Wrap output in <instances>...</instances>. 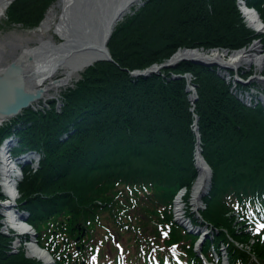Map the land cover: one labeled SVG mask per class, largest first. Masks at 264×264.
I'll return each instance as SVG.
<instances>
[{
  "label": "trees",
  "instance_id": "obj_1",
  "mask_svg": "<svg viewBox=\"0 0 264 264\" xmlns=\"http://www.w3.org/2000/svg\"><path fill=\"white\" fill-rule=\"evenodd\" d=\"M29 1L14 3L10 10L13 24L21 21L33 26L45 3L53 0L26 10L38 0ZM239 1L146 0L118 24L108 42L118 65L100 61L88 67L77 85L63 95L60 111L53 101L50 109H26L0 127V148L13 137V155L28 150L41 155L37 169L23 166L17 186L18 203L30 213L28 222L33 227L39 231L53 221L72 236L84 237L98 212L115 209L111 193L119 182H151L163 201L186 188L184 198L190 204L198 176L196 114L202 154L213 180L203 199L205 208L196 213L190 208L188 213L213 230L205 249L213 241L219 245L231 238L264 259V244L252 241L222 199L229 189L235 193L264 191V107L260 102L246 105L238 97L250 92L249 87L257 88L256 82L249 86L238 82L232 89V80L221 76L217 65L190 60L150 76L130 73L167 59L181 47L234 51L248 46L262 34L247 26ZM244 1L264 21V0ZM228 72L232 79L237 75ZM173 73L192 74L198 94L195 105L190 101L187 78H174ZM247 74L239 72L243 78ZM5 199L0 188V200ZM2 218L0 212V264H42L28 259L24 251H12L16 238L1 231ZM181 237L174 230L173 241ZM234 244L230 258L242 256L245 262L247 253Z\"/></svg>",
  "mask_w": 264,
  "mask_h": 264
},
{
  "label": "bare ground",
  "instance_id": "obj_2",
  "mask_svg": "<svg viewBox=\"0 0 264 264\" xmlns=\"http://www.w3.org/2000/svg\"><path fill=\"white\" fill-rule=\"evenodd\" d=\"M83 1L84 0H60L57 4L59 11L56 10V6H53L48 12L46 18L43 20L41 26L34 31L33 34L38 35V39H34L32 36H24L22 39L16 38L15 40L5 42L6 44L0 41L1 61L3 62L6 55L9 57L11 56L12 61L24 59L23 61L25 63L29 62L32 68V72L30 74L33 82L32 85L36 90L43 89L42 97L33 102L27 109H37L40 105H42V101H46L47 98L53 95L52 93L58 92L61 87L69 86L73 84L74 81L78 82L81 74L89 66L97 62L100 58L106 56V52H102L99 48H106L105 41L108 37L109 26L112 24L115 17L121 12L123 14L129 13L133 6L144 3L146 0H137V2H135V0H113L108 2L105 9L100 13L104 16L103 25H105L106 22L108 25L105 26L101 36L100 32L96 31L87 41L84 42L77 38L71 30V26L73 25L71 24V20L74 19V11H72V9L76 6L74 9L76 10L75 17H78V11L81 12L82 7L84 6ZM10 2L11 0H0V17L7 10ZM242 8L245 12H242V15L243 18L246 19L247 25L253 29L256 34L264 33V26L260 17H258L255 12L245 8L244 5H242ZM71 15L72 17H70ZM51 29L56 35L62 36V43L55 42L53 34H50L49 32ZM31 41H36L39 45L31 46L29 45ZM5 45L18 47L19 51L11 53L5 49ZM46 45L48 47L50 46V48L52 47L54 50L51 52L41 53L42 49L44 50V46ZM82 46L89 47L80 49ZM260 50L261 46L258 43H255L249 49L233 52L230 54L229 59L224 58L228 55V53H220L219 49L212 50V52H203L202 50H180L172 57L170 62L179 63L184 61V59L202 58L207 61L217 62L219 64L217 66L219 68L222 67L221 70L226 73V70L223 68L233 66L237 67L243 63H264V54H259ZM29 55L33 56L34 59L29 60ZM2 64L3 63H1V67H4V64ZM59 70L63 71L64 76L55 79L54 75ZM11 119L12 118L3 119L1 126ZM8 146L9 143H5L2 149L3 155L7 153ZM4 160V164H2V166L0 165V188L7 199V201L1 205V208L5 212L4 216H6L4 224L8 225V228H10L12 232L15 230L16 232L18 231L19 233H24L22 235H18L19 237H24L27 233L29 234L32 231L27 225L22 223L21 214L19 215L16 211H11L14 209L13 201L19 197L16 190L19 176L17 177V173L14 171L17 162L9 161V157H7V155ZM199 162L200 178L195 185L193 198L195 207H199V202L202 199L201 196L208 190L209 187H211L209 184L211 177L209 170L202 159H200ZM20 179L21 175L19 177V180ZM176 208L178 217L180 216V218L183 219L182 215L184 209L180 202L177 203ZM205 242L206 239L200 240L198 244L203 245ZM29 250L32 256L40 257V259H43L46 264H52L50 258L43 251L37 249L35 244H29Z\"/></svg>",
  "mask_w": 264,
  "mask_h": 264
},
{
  "label": "rangeland",
  "instance_id": "obj_3",
  "mask_svg": "<svg viewBox=\"0 0 264 264\" xmlns=\"http://www.w3.org/2000/svg\"><path fill=\"white\" fill-rule=\"evenodd\" d=\"M17 1L18 0H12L11 2H10V4H9V6L7 7V10L5 11V13L4 14H2V16L0 17V41L1 42H3L4 44H6L5 42H8V41H12V40H15L16 38L17 39H22L24 36H32L34 39L35 38H39V36L38 35H36V34H33L34 33V31H36L37 30V28H39L40 26H41V24H42V22H43V20L46 18V16H47V14H48V12L51 10V8L53 7V6H56L57 8H56V10H58L59 11V7L57 6V4L59 3V1L60 0H53L52 2H47V3H45L46 5H45V9H44V12H43V16L41 15V17H40V19H39V21L36 23V24H34L33 26H31V24L29 25V24H25V23H22L21 21H19V23H15V24H13L12 23V21H10L11 19V17H10V10H11V8L13 7V5H14V3L16 2L17 3ZM19 1H23V0H19ZM29 1V0H28ZM42 1H44V0H38L35 4H33V5H28L27 6V9L26 10H31L33 7H34V5H38L39 6V4H41L42 3ZM29 2H31V1H29ZM141 6H139V5H135V6H133L132 8H131V11L129 12V13H126V15L117 23V25L115 26V28L118 26V24L120 23V22H122V21H124V19L125 18H127L128 16H131V15H133L134 13H136L138 10H139V8H140ZM37 12H39L40 13V11L38 10ZM39 13H37V14H39ZM40 15V14H39ZM245 20V22H246V19H244ZM247 23V22H246ZM29 25V26H28ZM248 26V25H247ZM249 27V26H248ZM115 28H114V30H115ZM255 29V28H254ZM113 30V31H114ZM50 34H53V39L55 40V42H57V43H61L62 42V38L59 36V35H56L55 33H53V30L51 29L50 31ZM258 32V31H257ZM260 35V34H259ZM255 43H258L260 46H261V50H260V52H259V54H264V33H262V36H260V38H257L256 40L254 39L248 46H246V47H243V48H240V49H238V50H234V51H230L228 48H225V47H222V48H220V47H216V48H212V49H209V50H205L204 48H187V47H181V48H178L174 53H172L167 59H165V60H162L161 62H155V63H153L152 65H150V66H148V67H146V68H144V69H135V70H133V71H130V73L131 72H134V71H137V70H145V69H147V68H159V70L156 72V73H159L160 71H162V70H164V69H171V68H174V67H176L177 66V64H175L174 66H168V67H162L161 65H163V64H165V63H167L170 59H172V57L177 53V52H179L180 50H196V49H199V50H202L203 52H212V50H216V49H219V51H220V53H228V55L227 56H225L224 58L225 59H229L230 58V54H232L233 52H235V51H239V50H246V49H249V48H251ZM3 44V45H4ZM29 45H31V46H36V45H39V43L38 42H36V41H31L30 43H29ZM45 48H44V50L42 49V51H41V53L42 52H51V51H53L54 49L51 47L50 48V46L48 47L47 45L46 46H44ZM108 48H109V46H108ZM5 49L7 50V51H10L11 53H14V52H18L19 51V49H18V47H15V46H8V45H5ZM109 51H110V48H109ZM40 54V53H39ZM110 54H111V56H112V59H113V61H109V62H113V63H115V64H117L118 65V63L115 61V59H114V57H113V55H112V52L110 51ZM10 61H12V57L10 56H6L5 55V57H4V60H3V62L1 61V63H3L4 65H6V64H8ZM102 61H108V60H102ZM97 62H100V61H97ZM97 62H95V63H93L92 65H95ZM2 64V65H3ZM91 65V66H92ZM90 67V66H89ZM222 68V67H221ZM221 68H219L220 70H219V74H220V72L222 71L223 72V70H221ZM123 70L124 69H127L126 71H128L129 69L128 68H126V67H123L122 68ZM223 69H225L226 70V73L224 74V76L223 77H225L226 78V80L227 81H230V80H232V82H233V87H232V89L234 88V87H236V85H237V83L239 82V83H241V84H243V85H247V86H249L250 85V83H252V82H256V84H257V88H248L247 90H249L250 92H246V93H244V94H242V93H240L239 94V98L246 104V105H255L256 103H261L262 104V106L264 107V63H262V64H260V63H258V62H254L253 64H250V63H243V64H241L240 66H233V67H227V68H223ZM228 70H231V71H233V72H235V74L237 73V75L235 76V81H234V79H232L231 78V75L229 74V72H228ZM84 72H86V70L84 71ZM239 72H242V73H248L247 75V77L246 78H243V77H241L240 75H239ZM251 72V73H250ZM154 74V73H153ZM174 75H181L182 77H185V78H187V81H188V84H187V89H188V85H190V86H195V90H196V84H192L191 83V81H192V79H194V77H192V74H184L185 76H183L182 74H175V73H173V75L172 76H174ZM221 75V74H220ZM64 76V74H63V71L62 70H59V71H57L56 72V74L54 75V78L55 79H58L59 77H63ZM82 76V75H81ZM148 76H150V75H148ZM187 76V77H186ZM81 78V77H80ZM80 78H79V80H80ZM78 80V81H79ZM77 83L78 82H76V81H74L73 82V84H71V85H69V86H65V87H61L60 88V90L58 91V92H55V93H52L53 95H51V97H49V98H47L46 99V101H42V105H40L37 109H35V110H45V109H50V107H51V104L49 103V102H53V101H55V107H56V109H58L59 111H60V109L63 107V105H64V99H63V95L65 94V92L66 91H68V90H70L71 88H74L76 85H77ZM190 92V95H192L193 94V92L192 91H189ZM245 92V91H244ZM196 94H197V90H196ZM198 95V94H197ZM49 101V102H48ZM190 101H191V103H192V105H195V103L197 102H193L191 99H190ZM255 103V104H254ZM34 109V108H33ZM191 110H194V107L193 108H191ZM17 117V116H16ZM195 117H196V119H195V122H194V124H193V130L194 131H196V133H197V136H198V130H199V128H198V116L195 114ZM197 128H198V130H197ZM9 138H13V137H9ZM16 142H14V144L13 145H10L9 146V152L11 153V156L8 154V153H6L5 155H3L2 154V149H3V147H4V145H5V143L3 142L2 143V145H1V147H2V149L0 148V165L2 166V164H4V159H6V155H7V157H9V161H17V165H16V168L14 169V171H15V173H17V177L19 176L20 177V175H21V170L20 169H22V168H20V165H21V167H23V166H25V165H30L31 167H33L34 169H37L38 168V164H39V158L37 157V161H34V163L33 164H31V163H29V162H25V158H23V157H21V156H23V155H25V154H27L28 152L30 153V151H33V150H28L27 152H23V153H20V154H18V155H13L12 154V152H11V148L14 146V145H16L15 144ZM199 146V145H198ZM198 146H197V151H196V167H197V171H198V176H197V178L195 179V181H194V183H193V185H192V190H191V200H190V204H188L187 203V200H185V198H184V189H182V190H180L176 195H175V197H174V202H176V206H177V203L178 202H180L181 203V205H182V207H183V209H185V211H188L190 208L192 209V211L193 212H200L201 210H202V208L200 209V207H203L204 208V206H203V199H204V197L208 194L207 192L209 191V188H208V190L201 196L202 197V199H201V201L199 202V207H195V205H194V203H193V198H194V189H195V185H196V183H197V181H198V179L200 178V168H199V164H200V162H199V160L200 159H202V161L206 164V167H207V169L209 170V174L211 175V177H210V186H212V180H213V176H212V172H211V170H210V168H208V166H207V163H206V160H205V158H204V156H203V154H202V150H199L198 149ZM32 155H30V156H27L26 157V160L27 159H33V158H36L35 156H33V157H31ZM20 157V159H18ZM200 158V159H199ZM19 177H18V182L17 183H19ZM1 180V179H0ZM16 186H18V184L16 185ZM16 190H17V193H18V196H20V193H19V191H18V187H16ZM183 198H184V201H183ZM18 199H19V197H17V199L15 200V201H13V210H11V211H16V213L17 214H22V215H25V217L24 218H22V219H26L27 218V214H25L26 213V211L25 210H23L21 207H20V205H19V203H18ZM1 202H5V201H7V199H5V200H0ZM161 202H166V201H163V200H161ZM184 202H185V204H184ZM1 206V205H0ZM176 210H177V208H176ZM0 212H1V214L3 215V218H2V220H1V222L3 223V226H2V228H1V231L4 233V234H6V235H8V236H10V235H14L15 236V240L13 241V244H12V247L14 248L12 251H16V252H18L19 250L20 251H24V254H25V256L28 258V259H32V260H34V261H39V262H41L42 264H46L45 263V261L43 260V259H40V257H36V256H32L31 255V253H30V250H29V244H31V245H34L33 244V238L31 237V235H30V233L28 234H26L24 237H19L18 235H22V234H24V233H19L18 231L16 232L15 230H14V232H12L11 230H10V228H8V225H5L4 224V221H5V219H6V216H4V211H3V209L2 208H0ZM189 215H191V214H189ZM22 221V220H21ZM193 221L195 222V224H200V222H198V221H196V220H194L193 219ZM186 222L188 223V219L186 220ZM189 225V224H188ZM194 230L195 231H200V232H202L201 233V239L200 240H203L207 235H209L210 234V232H211V228L210 227H206V225H199V226H197V227H195L194 228ZM227 262V261H226ZM225 264H227V263H225Z\"/></svg>",
  "mask_w": 264,
  "mask_h": 264
},
{
  "label": "water",
  "instance_id": "obj_4",
  "mask_svg": "<svg viewBox=\"0 0 264 264\" xmlns=\"http://www.w3.org/2000/svg\"><path fill=\"white\" fill-rule=\"evenodd\" d=\"M12 1V0H11ZM113 0H84L83 1V7L81 12L78 11V17H75V7L72 9L74 11L73 18L71 20V30L76 35L77 38L80 40L87 41L96 31L100 32V36L108 23L106 22L105 25H103V19L104 16L100 14L108 4V2ZM137 2V0H135ZM144 3L139 4V6H142ZM1 9V4H0ZM126 14H123L122 12L119 13L112 24L109 26L108 31V37L105 41L106 48H99L102 52H106V56L100 58L97 61L102 60H108L113 61L112 56L110 54L109 48H108V41L110 40L113 30L117 23L125 16ZM72 17V15L70 16ZM74 20V21H73ZM106 21V18H105ZM264 26V25H263ZM60 36V35H59ZM62 38V36H60ZM62 43V42H61ZM90 46V45H89ZM89 46H82L80 49L87 48ZM199 50V49H196ZM29 60H33L34 57L29 55ZM24 60V59H23ZM23 60H13L12 62H9L8 64L4 65V67H1V59H0V126L2 124L3 119L8 118H14L18 115H20L25 109L29 108L33 102L40 99L42 97L43 89L36 90L34 86L32 85V80L30 77V74L32 72V68L29 62L25 63ZM184 60H190L193 63L201 64V65H219L215 61H207L205 59H199V58H192V59H184ZM171 59L161 65L162 67H168V66H174L177 63L170 62ZM127 70V69H124ZM159 70V68H147L145 70H137L134 72H131L132 76H148L153 73H156ZM221 76H224L225 72H220ZM185 76V75H183ZM174 78H180L181 75H174ZM187 77V76H186ZM58 81V80H56ZM188 91H192L193 94L190 95V99L195 103L198 100V95L196 94L195 86L188 85ZM242 99V98H241ZM198 130V128H197ZM9 143L10 145H13L14 138H8L4 141V143ZM200 134L198 130V149L202 150L200 146ZM9 146L7 150H9ZM3 147V146H2ZM1 147V149H2ZM20 159V157L18 158ZM207 163V162H206ZM208 168L210 166L207 164ZM211 170V168H210ZM212 172V170H211ZM4 202L0 201V205H3ZM22 218L25 217V215H22Z\"/></svg>",
  "mask_w": 264,
  "mask_h": 264
},
{
  "label": "snow or ice",
  "instance_id": "obj_5",
  "mask_svg": "<svg viewBox=\"0 0 264 264\" xmlns=\"http://www.w3.org/2000/svg\"><path fill=\"white\" fill-rule=\"evenodd\" d=\"M261 228H264V224L259 225L257 231H259Z\"/></svg>",
  "mask_w": 264,
  "mask_h": 264
}]
</instances>
